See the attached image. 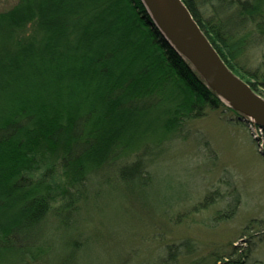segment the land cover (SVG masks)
<instances>
[{"label": "trees", "instance_id": "16d2710c", "mask_svg": "<svg viewBox=\"0 0 264 264\" xmlns=\"http://www.w3.org/2000/svg\"><path fill=\"white\" fill-rule=\"evenodd\" d=\"M183 1L228 67L264 96V75L246 78L237 61L243 42L264 39V0H220L238 21L234 34L217 0ZM218 108L238 115L141 0H17L0 10V264H50L48 218L68 228L85 187L108 167L149 184L141 147L162 145ZM65 246L67 258L80 248L78 239ZM192 247L188 239L161 245L160 264H246L236 251L191 260Z\"/></svg>", "mask_w": 264, "mask_h": 264}, {"label": "rangeland", "instance_id": "374dc122", "mask_svg": "<svg viewBox=\"0 0 264 264\" xmlns=\"http://www.w3.org/2000/svg\"><path fill=\"white\" fill-rule=\"evenodd\" d=\"M16 1L0 0V10ZM224 6L214 2L224 29L241 31ZM241 46V72L260 81L264 39ZM180 134L156 148L141 147L150 153L144 161L149 184L139 177L121 180L115 166L108 167L85 187L68 228L48 218L46 244L56 255L48 262L160 264L161 245L188 239L191 260L206 259L211 251H236L246 264H264V130L218 108L187 122ZM72 239L80 248L67 258L65 244ZM185 257L181 261L189 262Z\"/></svg>", "mask_w": 264, "mask_h": 264}, {"label": "water", "instance_id": "95a60500", "mask_svg": "<svg viewBox=\"0 0 264 264\" xmlns=\"http://www.w3.org/2000/svg\"><path fill=\"white\" fill-rule=\"evenodd\" d=\"M152 23L204 83L242 119L264 130V96L222 59L183 0H141Z\"/></svg>", "mask_w": 264, "mask_h": 264}, {"label": "built area", "instance_id": "2783aa9c", "mask_svg": "<svg viewBox=\"0 0 264 264\" xmlns=\"http://www.w3.org/2000/svg\"><path fill=\"white\" fill-rule=\"evenodd\" d=\"M250 124V126L252 127V126H254V127H256V125H254V124H252V123H249ZM261 131L263 130L261 127H259V126H257Z\"/></svg>", "mask_w": 264, "mask_h": 264}]
</instances>
